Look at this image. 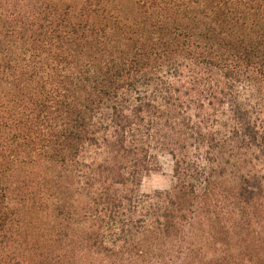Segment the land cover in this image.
<instances>
[{
    "label": "trees",
    "instance_id": "1",
    "mask_svg": "<svg viewBox=\"0 0 264 264\" xmlns=\"http://www.w3.org/2000/svg\"><path fill=\"white\" fill-rule=\"evenodd\" d=\"M0 264H264V0H0Z\"/></svg>",
    "mask_w": 264,
    "mask_h": 264
},
{
    "label": "rangeland",
    "instance_id": "2",
    "mask_svg": "<svg viewBox=\"0 0 264 264\" xmlns=\"http://www.w3.org/2000/svg\"><path fill=\"white\" fill-rule=\"evenodd\" d=\"M72 1V0H67ZM74 1V0H73ZM161 170L142 179L140 189L148 193L153 190H167L172 184L171 162L167 156L161 157Z\"/></svg>",
    "mask_w": 264,
    "mask_h": 264
}]
</instances>
